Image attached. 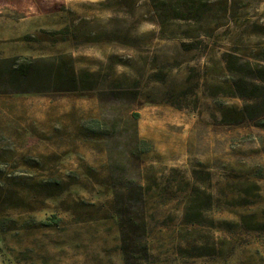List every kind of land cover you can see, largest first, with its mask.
I'll use <instances>...</instances> for the list:
<instances>
[{
	"label": "rangeland",
	"instance_id": "obj_1",
	"mask_svg": "<svg viewBox=\"0 0 264 264\" xmlns=\"http://www.w3.org/2000/svg\"><path fill=\"white\" fill-rule=\"evenodd\" d=\"M156 1L0 0L1 80L58 56L76 77L0 93V264H124L112 178L143 192L129 264H264V97L225 64L264 66V0H209L199 21Z\"/></svg>",
	"mask_w": 264,
	"mask_h": 264
},
{
	"label": "trees",
	"instance_id": "obj_2",
	"mask_svg": "<svg viewBox=\"0 0 264 264\" xmlns=\"http://www.w3.org/2000/svg\"><path fill=\"white\" fill-rule=\"evenodd\" d=\"M172 1L174 0L161 1V4L172 14L170 19L174 20L199 21L205 12L211 10L209 0H179V4H173ZM16 60L14 63L11 60L4 62L5 65H8V62L10 65L4 80L0 78V93L44 92L45 86H54L66 91L76 89V77L70 68L69 58L65 56H58L47 64V70L42 68L40 71L38 64L34 62L28 64L27 59H23L20 65H16ZM225 64L227 72L232 76L233 88L241 99L259 100L264 97V66L239 61L232 55L226 56ZM45 71L48 72H46L47 77L44 78L42 74ZM247 108L248 105H245V110ZM133 116L135 119L138 117L137 114ZM138 145L142 148V153L151 149L150 142L146 140H139ZM129 181L130 178L122 184L112 178L111 183L124 264H129L131 253L140 252L142 258L147 257L142 187L138 182ZM123 192L128 196L125 204L119 201ZM130 229L137 233V237L132 242L128 235Z\"/></svg>",
	"mask_w": 264,
	"mask_h": 264
}]
</instances>
